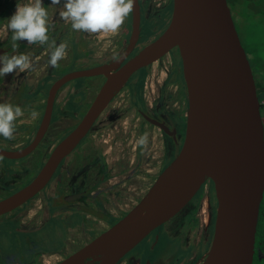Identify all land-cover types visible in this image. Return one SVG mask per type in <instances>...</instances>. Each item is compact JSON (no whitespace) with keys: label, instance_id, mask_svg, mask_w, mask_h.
<instances>
[{"label":"flooded vegetation","instance_id":"flooded-vegetation-1","mask_svg":"<svg viewBox=\"0 0 264 264\" xmlns=\"http://www.w3.org/2000/svg\"><path fill=\"white\" fill-rule=\"evenodd\" d=\"M140 2L141 26L144 18L155 12L154 8H159L158 12L166 9L168 15L163 16L169 25L174 0ZM48 3L44 0V7ZM229 3L231 9L233 5L234 21L235 16L241 20L256 19L252 16L260 22L264 20L262 0ZM16 5V0H0V55L28 54L33 59V69L0 77V103L19 105L24 110V115L17 120L14 139L0 136L3 142H15L11 148L0 146L9 150L21 149L36 137L50 88L63 75L56 76L58 68L69 60H75L77 69H83L116 59L125 50L132 29L131 13L113 39H106L107 42L98 37L97 40L96 35L74 31L70 22L59 15L62 6L60 9L55 5L54 12L48 10L50 24L54 25L49 30L50 38L58 44L65 42L72 46V54L66 62L60 61L58 68H52L48 64L51 50L46 45L21 41L15 50L12 48L7 24ZM141 36L123 62L145 45L140 42ZM138 70L143 71L139 77ZM138 70L111 99L79 145L59 164L49 183L30 200L0 214V224H6L0 228V264H54L73 254L133 209L175 158L185 141L189 110V92L179 48L171 49ZM254 75L264 113V79H258L255 72ZM107 78V73H102L68 81L56 95L50 125L36 148L21 157L0 154L12 160L8 164L0 162V199L22 188L39 173L55 146L91 107ZM33 112L37 113L35 119ZM145 136V142L141 143ZM193 198L196 225L185 221L176 229V236L186 244L193 230L199 236L197 240L193 237L191 244L200 245L201 249L189 256L187 264H195L202 258L214 236L218 198L213 178L207 179ZM263 208L264 202L257 234L261 233L260 227L264 228ZM147 239L148 236L118 264H166V258L159 256L160 259L153 248L145 247ZM13 242L23 245L16 249ZM180 262L173 259L168 264Z\"/></svg>","mask_w":264,"mask_h":264},{"label":"water","instance_id":"water-1","mask_svg":"<svg viewBox=\"0 0 264 264\" xmlns=\"http://www.w3.org/2000/svg\"><path fill=\"white\" fill-rule=\"evenodd\" d=\"M140 0L123 53L109 62L63 74L51 86L42 123L27 146L0 154L21 157L44 137L59 89L68 81L102 73L108 78L77 126L53 149L39 173L0 199V214L33 198L87 135L130 77L178 47L189 92L185 141L141 201L82 248L54 264H118L152 231L175 215L213 178L218 198L213 239L195 264H251L264 199V118L253 68L229 0H174L167 28L134 55L142 30Z\"/></svg>","mask_w":264,"mask_h":264},{"label":"clouds","instance_id":"clouds-1","mask_svg":"<svg viewBox=\"0 0 264 264\" xmlns=\"http://www.w3.org/2000/svg\"><path fill=\"white\" fill-rule=\"evenodd\" d=\"M53 5H61V0H51ZM135 0H64L59 15L65 22H70L76 32L92 35L119 34L125 21L133 12ZM11 32L12 48L17 42L26 41L30 45H46L50 49L48 64L58 68L60 61L67 58L68 45L57 43L50 38L49 11L44 7V0H28L17 4L16 10L8 19ZM33 69V59L28 54L0 55V77L14 72H26ZM24 115L19 105L0 103V136L7 140L14 139L17 120ZM37 114L32 113L35 117ZM146 136L141 139L144 143Z\"/></svg>","mask_w":264,"mask_h":264},{"label":"rangeland","instance_id":"rangeland-1","mask_svg":"<svg viewBox=\"0 0 264 264\" xmlns=\"http://www.w3.org/2000/svg\"><path fill=\"white\" fill-rule=\"evenodd\" d=\"M16 1H17V4L18 3L24 4L28 2V0H16ZM62 1L63 0H61V5H58V8L60 9L62 6ZM161 1L163 0H154L155 3H159ZM48 2H49L48 7H47L48 10L50 9L51 11L54 12L55 5L51 4V0H48ZM158 9L159 8H154L152 11H155V12L150 13L149 15L146 16V18H144L143 25H142V36L140 40L141 44H144V43L146 44L152 41L154 38L160 35L168 26V19L167 17L163 16V15H168V12L165 11L166 10L165 8L159 12L157 11ZM232 9H233V5H232ZM170 12L171 11H169V14ZM252 18L257 19V17H253V16ZM256 19L241 20L237 16H235V21H236L242 42L245 48L247 49L249 58L253 66V70L256 74V77H258V79H264V20L260 22L259 20H256ZM96 36H97L96 38L97 40H99L98 37H101L102 40L107 39L108 41L115 37V35H110V34H99ZM67 45H68V55H67V58L64 59L65 62L70 59L69 57L72 54V46H70L69 44ZM46 65L43 68H45ZM77 68H79V65L76 63V61L69 60L66 62L64 67L58 68V70L56 71L57 72L56 76H59L61 74H64L67 71H70L72 69H77ZM39 71L40 70H38L37 72ZM142 72H143L142 70H138V72L136 73L137 75L136 74L135 75L139 77L138 74L140 73L141 75ZM163 74H165V72H163ZM87 79L88 78H84V80H87ZM33 119H35V117H33ZM3 141L4 139L2 140L0 138V146L5 147V148L14 147L15 142L9 143V142H3ZM0 162L3 164L4 163L8 164L12 162V160L0 155ZM34 164H37V163H34ZM194 206H195V198H191L186 203V205L183 208H181L175 215L168 218L166 221H164L159 226H157L152 231V233L148 236V239L144 243L145 247L151 248V249L153 248V250H155L157 257L163 256L164 258H166L168 260L166 261V264H168L173 259L175 261H179V262L181 261L180 262L181 264H187L189 256L192 253L199 252L201 249L200 245L193 246V244H191V240L193 239V237L195 238L197 237L196 240L199 237L194 232L195 230H193L192 237L190 241H188L187 244L185 240H179L180 237L178 238L176 236L177 234L176 229H179L182 226V223H185V221L187 223L189 222L191 226L196 225L195 220H197V218L194 212ZM263 219H264V213H262V220ZM2 224H0V228L6 225L4 223ZM39 235L44 236L43 233ZM42 242L47 243V241H42ZM12 245L16 246L17 247L16 249H20L23 243L16 244L13 242ZM37 245H40V242ZM8 246L10 248H13L11 245H8ZM159 258L161 259V257Z\"/></svg>","mask_w":264,"mask_h":264},{"label":"trees","instance_id":"trees-1","mask_svg":"<svg viewBox=\"0 0 264 264\" xmlns=\"http://www.w3.org/2000/svg\"><path fill=\"white\" fill-rule=\"evenodd\" d=\"M229 1H231V0H229ZM262 1L264 2V0H262ZM263 116H264V113H263ZM263 202H264V199H263ZM262 224L264 225V219L262 220ZM263 230H264V228L260 227L261 233L257 234L255 256H254V260H253L252 264H264V231Z\"/></svg>","mask_w":264,"mask_h":264}]
</instances>
